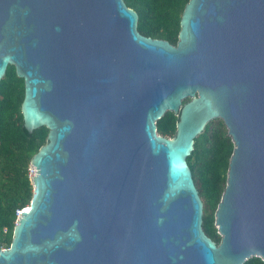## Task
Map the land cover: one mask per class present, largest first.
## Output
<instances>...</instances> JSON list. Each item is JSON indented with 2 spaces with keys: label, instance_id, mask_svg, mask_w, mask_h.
Listing matches in <instances>:
<instances>
[{
  "label": "water",
  "instance_id": "water-1",
  "mask_svg": "<svg viewBox=\"0 0 264 264\" xmlns=\"http://www.w3.org/2000/svg\"><path fill=\"white\" fill-rule=\"evenodd\" d=\"M138 22L125 0H0V82L15 66L26 129H49L0 264L264 260V0H189L176 45ZM215 119L234 143L219 244L188 164Z\"/></svg>",
  "mask_w": 264,
  "mask_h": 264
},
{
  "label": "trees",
  "instance_id": "trees-1",
  "mask_svg": "<svg viewBox=\"0 0 264 264\" xmlns=\"http://www.w3.org/2000/svg\"><path fill=\"white\" fill-rule=\"evenodd\" d=\"M139 14L141 34L165 39L176 45L181 18L189 0H125ZM25 81L8 66L0 82V247L11 246L18 211L31 204L34 187L29 175L31 160L47 143L49 129L41 127L30 133L24 124L22 103ZM187 99L185 102L189 101ZM179 116L168 111L157 121L158 133L173 138ZM234 143L222 119L209 122L195 139V148L188 157L195 184L204 203L203 229L217 244L221 236L216 226V210L227 185ZM244 264H264L252 257Z\"/></svg>",
  "mask_w": 264,
  "mask_h": 264
},
{
  "label": "built area",
  "instance_id": "built-area-1",
  "mask_svg": "<svg viewBox=\"0 0 264 264\" xmlns=\"http://www.w3.org/2000/svg\"><path fill=\"white\" fill-rule=\"evenodd\" d=\"M29 175H30V177L34 176V167L32 165L29 168ZM20 212L21 211H18V213H17L18 214V217L20 215Z\"/></svg>",
  "mask_w": 264,
  "mask_h": 264
},
{
  "label": "rangeland",
  "instance_id": "rangeland-1",
  "mask_svg": "<svg viewBox=\"0 0 264 264\" xmlns=\"http://www.w3.org/2000/svg\"><path fill=\"white\" fill-rule=\"evenodd\" d=\"M3 248H6V247H3Z\"/></svg>",
  "mask_w": 264,
  "mask_h": 264
}]
</instances>
